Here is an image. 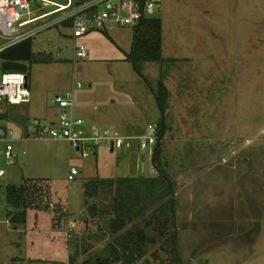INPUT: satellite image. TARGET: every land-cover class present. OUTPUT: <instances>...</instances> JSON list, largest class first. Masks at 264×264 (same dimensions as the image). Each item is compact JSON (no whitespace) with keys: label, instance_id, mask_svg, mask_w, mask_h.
Returning <instances> with one entry per match:
<instances>
[{"label":"rangeland","instance_id":"1","mask_svg":"<svg viewBox=\"0 0 264 264\" xmlns=\"http://www.w3.org/2000/svg\"><path fill=\"white\" fill-rule=\"evenodd\" d=\"M158 7L153 15L163 24L161 74H169L171 92L180 96L189 90L180 107L165 117L168 140L163 153L176 185L180 262L171 263L159 239L148 244L147 253L134 264H264V0H162ZM105 32L95 31L81 40L88 56L75 60L69 26L50 27L32 36L31 58L26 62L30 95L44 101L70 86L72 78L83 89L91 83L103 86L116 99L112 107L122 123L135 121L145 127L148 120L123 119L128 107L123 108V81L138 76L124 57L132 26ZM44 56L49 61L39 63ZM157 79L158 83L161 78ZM156 115L150 121L154 127L159 112ZM34 143L22 144L13 160L16 173L21 165L26 176L35 175L36 165H22L28 144ZM4 147L0 141V164L7 168L13 162L4 158ZM140 156L135 150L128 157L118 150L110 152L104 174L150 175L148 166L135 167ZM62 162H57L54 174L41 167L36 175H48L52 200L67 210L65 226L52 224L47 210L28 209L24 223L11 231L3 221L5 214H0V264H78L87 259L96 262L94 257L103 255L106 238L98 231L103 218L91 217L85 207L82 224L83 215L76 211L82 207L83 178L68 179L70 164ZM216 173L223 175V181L214 177ZM15 177L18 184L21 176ZM96 201L106 205L109 195L101 194Z\"/></svg>","mask_w":264,"mask_h":264},{"label":"trees","instance_id":"2","mask_svg":"<svg viewBox=\"0 0 264 264\" xmlns=\"http://www.w3.org/2000/svg\"><path fill=\"white\" fill-rule=\"evenodd\" d=\"M161 45L162 22L152 13L132 25L130 49L124 55L150 87L159 110L153 132L155 142L151 149V163L156 175L90 178L82 183L86 211L91 217L103 218L98 231L103 233L101 237L106 238V244L103 255L94 257L96 262L87 259L78 264L112 261L134 264L147 253V245L159 239H162L160 247L172 257L171 263L180 262L177 253L176 185L163 156L168 91L162 80L152 87L140 68L144 62L163 60ZM38 60L49 61V58L41 57ZM4 192L7 206L5 217L13 227L24 223L28 209L47 210L52 214L54 225L65 226L63 217L67 210L52 200L50 184L44 178L23 177L18 184L7 183ZM101 194H108L109 201L106 205L98 206L96 199ZM10 264H14V261Z\"/></svg>","mask_w":264,"mask_h":264},{"label":"built area","instance_id":"3","mask_svg":"<svg viewBox=\"0 0 264 264\" xmlns=\"http://www.w3.org/2000/svg\"><path fill=\"white\" fill-rule=\"evenodd\" d=\"M162 0H0V53L40 31L65 25L71 29L72 52L74 60L85 58L88 52L83 43L76 39L90 31H107L117 26H132L143 17L150 16ZM23 28V29H20ZM59 54V52H57ZM73 87H81L79 81ZM73 87L56 93L53 100L58 106L54 123L42 122L32 118L29 131L35 137H49L69 142L82 157H87L99 146L112 151L129 146L136 138L139 150L153 146L154 126H148L144 135L123 134L113 126L85 127L84 119L74 113ZM30 90L24 71H5L0 73V103L19 104L28 102ZM2 108L0 105V114ZM13 131L0 125V140L5 142L3 156L8 163L15 158ZM78 171L69 170L68 178ZM3 173L0 170V175ZM71 230V226L68 228Z\"/></svg>","mask_w":264,"mask_h":264},{"label":"crops","instance_id":"4","mask_svg":"<svg viewBox=\"0 0 264 264\" xmlns=\"http://www.w3.org/2000/svg\"><path fill=\"white\" fill-rule=\"evenodd\" d=\"M158 8L159 7H157V9ZM159 14L161 13L159 12ZM117 27H121V26H117ZM95 31L97 30L90 31L82 35L81 37L77 38L76 40L82 42L81 40L84 41L85 37H87L90 33L95 32ZM162 31H163V24H162ZM101 32H104L105 34H107L105 31H101ZM112 38H115L117 40L118 37L113 34ZM161 49H162V55L165 58V54L163 53L162 46H161ZM127 50H125V52ZM43 62H48V60H42L39 63H43ZM162 62L161 61L144 62L142 64L143 68L141 72L145 76V78H147V81L148 79L150 80L148 82L152 87H154V84L157 83V80H158L157 78H161L163 84L167 88L168 100H167V105H166V110H165V117L167 118V115L170 113L171 109H173L174 107L176 108L180 107L178 104H181V102H183L189 90L188 92L182 91L180 93L181 99H180V96H178L174 91L171 92L170 87L173 86V84L171 81H169L170 79L169 74L167 76H163L161 74ZM1 70H2V67H1ZM26 75H27V85L29 87L30 85L29 75L28 73ZM74 81L75 79L72 78L71 85L69 84L70 86L64 87L61 91H57V93H61V92L67 91L68 89H71L73 87ZM112 87H108V88L113 90ZM172 94H175V95H172ZM54 95H51V97L47 98L44 101L35 99L34 96H32L31 94L28 102L19 103V104H8L5 102L0 103L1 108H2V112L0 114V125L10 128L13 131V135H12L13 144L14 146L18 144V148L16 147L15 149V158L18 155L17 153L20 152L21 146L24 142H27V141L35 142L34 144H28L29 154L23 160L22 165L27 166V168H31L32 165H36V167H33L32 170L33 171L35 170L36 173L38 174H40L41 167L49 171L50 174H54L56 166H58L57 162L60 159H62L63 162L61 164L68 163L70 164L69 166L70 168L75 167L78 171L76 174H74L73 178H71L70 180H73L78 175L82 176L83 178V180L81 181L82 190H83L82 183L90 178H102V179L113 178L109 175L104 174V172L107 171V167H108V162L106 161L107 159L106 155H108V153L110 152H113L111 151V149L105 146H99L95 148L92 154H90L89 156L82 157L80 156V154H78V152H76L71 147L69 142L66 140L53 139L49 137L42 138V137L30 136L32 132L31 130L29 131L28 125L32 118H38L41 121L43 120L46 123L55 122L56 114L58 112V106L53 100ZM109 95L110 94L109 92H107L106 88H103V86H99V85H92V83L89 84V88H85V89L80 88V87H73L74 113L75 115L84 119L85 127H89L92 125L98 126V127L113 126V127H117L123 134L134 135V136L144 135L148 133V130H147L148 126L150 125L153 126L150 123V121H153L157 118L156 114H158L159 110L156 107L157 106L156 103L155 105L152 104L154 97L151 94V91L149 90L147 83L139 75L137 77H128V79L123 81V108H125V106H128L127 108H125V112L123 111V119H127L124 116H129L131 119L134 118V119L142 120L141 121L142 123L145 122L143 120H148V123L145 125V127H141V123H137L135 121L123 120V123H122L121 117L117 114L118 113L117 109L112 107L113 106L112 104L115 103L116 99L112 95H110L112 97H110ZM151 95L153 98L151 97ZM121 126H122V129L120 128ZM167 135H168V132L166 129L165 135H164L165 143L168 140ZM71 149L73 150L74 153L71 152ZM151 149H152L151 147H148L144 151L139 150L137 139L134 138V139H131L129 146H123L116 150L121 151V154L127 157L131 155L133 150H135V152H139L141 156L136 158V161L134 162L135 167L141 168L143 165H146L148 166V168H150V175H147V176H154L156 174V171L151 163ZM127 163L128 162H126V167L129 166ZM9 165H12V166H8L6 168V167H2V165L0 164V170L3 171V173L0 175V187L2 188L0 192L2 194L0 195L1 196L0 197V214L1 215L5 214L6 209H7L6 201H5V192H4L5 185L7 183H14V179L15 180L18 179L17 177H15L16 174L17 176L18 175L21 176L19 178L20 182L22 181L23 177H30V176L25 175L24 173L25 168L23 166L19 165L18 166L19 171L16 173L15 162ZM70 168L66 172L67 178H68ZM168 171H171L172 173V167L169 165V163H168ZM36 173L35 175L33 174L34 176H31V177L41 176V175L37 176ZM175 174L177 175L176 172ZM47 176L48 175L42 176L39 178H44L50 184L49 178H45ZM126 176H138V175H126ZM214 177L216 178L222 177L221 181H223L222 174L216 173ZM14 184H17V183H14ZM82 190L80 191L82 207L79 210H77L76 213L78 214V216L79 214L83 215L84 218L82 217L80 221L82 222V224H85L86 221L84 220H86V217H85V214L82 213L85 208L84 193ZM78 216L77 218L80 217ZM3 221L7 224L8 229L10 230L12 229L11 231H13L14 229L15 231H17L16 226H18L19 224L16 225L15 228H11L10 226L11 224L9 225V222L6 217L4 218ZM71 222L74 224L76 220L71 221ZM52 224H53V221H52ZM64 231L66 232V230ZM72 235H74L73 238H75L74 232ZM88 241H89V238L86 240V245ZM103 243L100 242V244H103ZM98 245L99 243L95 244V247H97ZM91 246H94V244L93 245L90 244V246L88 247H91ZM100 247H103V246H100Z\"/></svg>","mask_w":264,"mask_h":264},{"label":"water","instance_id":"5","mask_svg":"<svg viewBox=\"0 0 264 264\" xmlns=\"http://www.w3.org/2000/svg\"><path fill=\"white\" fill-rule=\"evenodd\" d=\"M31 38L26 39L0 53L1 67L5 71H27L31 58Z\"/></svg>","mask_w":264,"mask_h":264},{"label":"flooded vegetation","instance_id":"6","mask_svg":"<svg viewBox=\"0 0 264 264\" xmlns=\"http://www.w3.org/2000/svg\"><path fill=\"white\" fill-rule=\"evenodd\" d=\"M256 224H253V229L255 228Z\"/></svg>","mask_w":264,"mask_h":264}]
</instances>
